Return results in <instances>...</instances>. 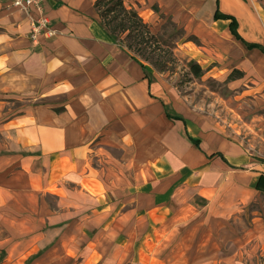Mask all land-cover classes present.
<instances>
[{"label": "crops", "instance_id": "obj_1", "mask_svg": "<svg viewBox=\"0 0 264 264\" xmlns=\"http://www.w3.org/2000/svg\"><path fill=\"white\" fill-rule=\"evenodd\" d=\"M95 1L41 0L57 33L34 42L28 14L12 0H0V191L9 186L8 172L21 175L24 188L78 194L94 201L56 211L51 219L55 227L63 225L69 211L86 212L91 207L89 211H107L114 205L107 196L115 192L107 191L103 173L109 166L113 177L119 175L111 168L117 161L112 148L133 150L158 114L164 121L176 122L163 139L173 148L180 175L186 172L191 182H204L220 164L232 170L231 177L243 190L264 193V163L254 161L242 145L212 127L192 129L184 116L167 115L175 114L168 110L155 73L139 58L145 70L125 45L113 41L101 24ZM157 1L188 32L201 37L208 51L211 45L208 59L219 58L225 68L243 70L240 78L252 76L256 87L264 89V52L238 39L231 31V19L214 16L219 6L222 13L237 18L245 41L264 47V0L190 2L203 3V9L182 2L179 7V0ZM10 99L23 101L20 108H9ZM191 137L200 139V146ZM182 143L192 145L195 152L186 157ZM145 154V159L136 160L145 179L132 191L147 197L149 180L172 169L167 160H151ZM197 156L204 164L200 173L191 171ZM150 168L152 177L147 178Z\"/></svg>", "mask_w": 264, "mask_h": 264}, {"label": "rangeland", "instance_id": "obj_2", "mask_svg": "<svg viewBox=\"0 0 264 264\" xmlns=\"http://www.w3.org/2000/svg\"><path fill=\"white\" fill-rule=\"evenodd\" d=\"M125 1L165 41L162 44L174 46L171 70L161 72L149 59L141 58L159 80L168 110L184 116L192 129L212 127L242 145L254 161L264 163V89L256 87L252 76L229 79L232 70L225 68L219 58H207L211 45L208 51L205 41L161 9L157 0ZM192 1L179 0L178 5L182 2L192 8H204L203 3ZM203 15L204 12L200 17ZM190 60L203 66L202 76L192 73ZM22 102L10 99L7 106L18 109ZM162 116L157 114L147 130L140 133L142 137L136 138L133 150L126 153L120 146L112 148L117 161L111 168L119 175L113 177L109 166L103 173L107 191L115 192L107 196V202L111 204L112 198L114 203L107 211H89L92 207L86 212L69 211L63 225L55 227L51 219L56 211L94 201H85L78 194L61 196L51 190L24 188L21 175L7 172L9 186L5 192L0 191V261L264 264V193L243 190L231 177L232 170L220 164L215 165L204 182H191L186 172L180 175L173 148L163 139L164 132H172L176 122L164 121ZM181 150L186 157L195 152L192 145L185 143ZM145 153H149L151 160H167L172 169L149 180L147 197L132 191L145 179V175L141 177L140 163L136 162L145 159ZM196 160V168L191 171L200 173L204 164L200 156ZM149 176L152 177L151 168Z\"/></svg>", "mask_w": 264, "mask_h": 264}, {"label": "trees", "instance_id": "obj_3", "mask_svg": "<svg viewBox=\"0 0 264 264\" xmlns=\"http://www.w3.org/2000/svg\"><path fill=\"white\" fill-rule=\"evenodd\" d=\"M95 6L103 28L113 41L125 45L137 60L149 59L150 63L161 72L172 69L170 64L175 60L174 46L170 43L167 45L168 47L162 44L165 41L159 39L158 35L152 31L150 24L144 20L134 6L129 5L125 0H96ZM214 16L215 18L231 19L232 33L249 48L258 47L264 52V47L261 44L250 43L243 39L238 32V21L235 16L222 13L219 6L216 8ZM141 64L145 67L142 61ZM189 66L195 76L204 74V68L198 61L190 60ZM243 76L244 71L235 68L230 73L229 79ZM167 115L172 118L183 119L182 116L172 115L170 112H167ZM191 139L197 146H200V139L193 137ZM220 155L224 158L222 153Z\"/></svg>", "mask_w": 264, "mask_h": 264}, {"label": "built area", "instance_id": "obj_4", "mask_svg": "<svg viewBox=\"0 0 264 264\" xmlns=\"http://www.w3.org/2000/svg\"><path fill=\"white\" fill-rule=\"evenodd\" d=\"M12 5L28 14L31 26L30 38L34 42L40 41L43 37H53L57 33L41 0H12Z\"/></svg>", "mask_w": 264, "mask_h": 264}]
</instances>
